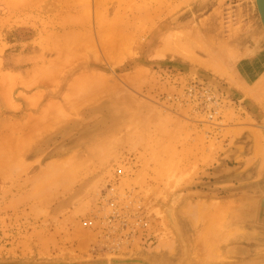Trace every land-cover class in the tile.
Returning <instances> with one entry per match:
<instances>
[{
  "label": "rangeland",
  "instance_id": "rangeland-1",
  "mask_svg": "<svg viewBox=\"0 0 264 264\" xmlns=\"http://www.w3.org/2000/svg\"><path fill=\"white\" fill-rule=\"evenodd\" d=\"M257 57L255 0H0V264H264Z\"/></svg>",
  "mask_w": 264,
  "mask_h": 264
},
{
  "label": "built area",
  "instance_id": "built-area-1",
  "mask_svg": "<svg viewBox=\"0 0 264 264\" xmlns=\"http://www.w3.org/2000/svg\"><path fill=\"white\" fill-rule=\"evenodd\" d=\"M175 100L208 117L210 121L220 118L221 110L228 102L223 93L200 81L187 83Z\"/></svg>",
  "mask_w": 264,
  "mask_h": 264
},
{
  "label": "crops",
  "instance_id": "crops-1",
  "mask_svg": "<svg viewBox=\"0 0 264 264\" xmlns=\"http://www.w3.org/2000/svg\"><path fill=\"white\" fill-rule=\"evenodd\" d=\"M264 60V59H263ZM257 57L255 60H248L244 63L242 67L243 79L245 84L251 86L253 84H262L264 79V61ZM255 70V72H253Z\"/></svg>",
  "mask_w": 264,
  "mask_h": 264
},
{
  "label": "bare ground",
  "instance_id": "bare-ground-1",
  "mask_svg": "<svg viewBox=\"0 0 264 264\" xmlns=\"http://www.w3.org/2000/svg\"><path fill=\"white\" fill-rule=\"evenodd\" d=\"M255 1H256V0H255ZM256 5H257V2H256ZM196 73H197V72H196ZM194 77H195V76H194ZM207 81H208L210 84H212V85L216 86L217 88H219L220 90H222L223 92L227 93L228 95H232V92L229 91L227 87H225V89L219 87V86L217 85V83H216L214 80H207ZM232 96H233V95H232ZM229 97H230V96H229ZM130 202H131V201H130ZM126 203H127V202H126ZM126 203H124L125 206H127ZM128 204H130V203L128 202ZM131 204H133V203H131ZM121 207H123V205H121ZM131 207H132V205H131ZM138 207H139V206H138ZM124 208H126V207H124ZM133 208H134V207H133ZM129 210H130V209H129ZM134 210H135V209H134ZM115 211H116V209H115ZM118 212H119V211H118ZM118 212H117V213H118ZM142 212H143V211H142ZM114 213H116V212H114ZM126 213H127V211H126ZM129 213L132 214V212H129ZM139 213H140V212H139ZM118 214H119V213H118ZM140 214H141V213H140ZM120 215H121V213H120ZM125 215H126V214H125ZM113 216H116V215H113ZM122 216H123V215H122ZM127 216H128V215H127ZM137 216H138V215H137ZM140 216H141V215H140ZM129 217H130V216H129ZM134 217H135V215H134ZM114 218H115V217H114ZM124 218H125V217H124ZM144 218H145V217H144ZM135 219H136V218H135ZM116 220L118 221V219H116ZM131 220H132V222L134 221V219H132V218H131ZM123 221H124V220H123ZM135 221H136V220H135ZM137 221H139V220H137ZM124 222H125V221H124ZM140 222H141V221H140ZM140 222H139V223H140ZM125 223H127V222H125ZM128 223H129V221H128ZM136 223H137V222H136ZM134 224H135V223H134ZM141 224H142V223H141ZM146 224H147V223H146ZM126 225H127V224H126ZM131 225L133 226V223H131ZM142 225H143V224H142ZM142 225H141V226H142ZM128 226H129V224H128ZM137 226H138V225H137ZM135 227H136V226H135ZM138 227H139V226H138ZM132 228H133V227H132ZM139 229H140V228H139ZM142 229H143V228H142ZM146 229H147V228H146ZM128 230L131 231L132 229H128ZM128 230H127V231H128ZM133 230H134V229H133ZM133 230H132V231H133ZM132 231H131V232H132ZM134 231H135V230H134ZM136 231H137V230H136ZM136 231H135V232H136ZM147 232H148V231H147ZM137 233H138V232H137ZM146 234H147V233H146ZM125 235H126V234H125ZM127 235L129 236V234H127ZM130 235H131V234H130ZM147 235H149V234H147ZM135 236H136V235H135ZM135 236H134V237H135ZM139 236H140V235H139ZM150 237H151V236H150ZM136 238H137V237H136Z\"/></svg>",
  "mask_w": 264,
  "mask_h": 264
},
{
  "label": "water",
  "instance_id": "water-1",
  "mask_svg": "<svg viewBox=\"0 0 264 264\" xmlns=\"http://www.w3.org/2000/svg\"><path fill=\"white\" fill-rule=\"evenodd\" d=\"M256 2H257V9H258V12H259V15H260L263 27H264V0H256ZM221 88L225 89L224 86Z\"/></svg>",
  "mask_w": 264,
  "mask_h": 264
}]
</instances>
